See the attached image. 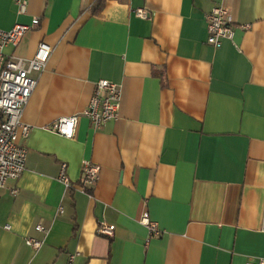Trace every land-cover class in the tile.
Returning a JSON list of instances; mask_svg holds the SVG:
<instances>
[{
	"label": "crops",
	"instance_id": "crops-1",
	"mask_svg": "<svg viewBox=\"0 0 264 264\" xmlns=\"http://www.w3.org/2000/svg\"><path fill=\"white\" fill-rule=\"evenodd\" d=\"M83 4L30 0L20 15L14 0H0V29L39 19L5 53L31 58L41 43L52 47L22 117L31 126L21 140L26 169L0 189V264L264 257V0ZM218 5L230 10L234 38L215 48L206 14ZM100 79L121 87L118 117L94 129L81 116L73 138L52 132L60 117L84 111ZM84 161L101 173L83 187ZM63 163L70 187L59 180ZM101 222L112 237L97 234Z\"/></svg>",
	"mask_w": 264,
	"mask_h": 264
},
{
	"label": "built area",
	"instance_id": "built-area-1",
	"mask_svg": "<svg viewBox=\"0 0 264 264\" xmlns=\"http://www.w3.org/2000/svg\"><path fill=\"white\" fill-rule=\"evenodd\" d=\"M88 1L83 0L84 11L89 9ZM29 2L30 0H14L20 15L27 13ZM136 14L142 18L149 16L144 9H137ZM206 20L208 45L220 48L223 40H233V21L228 8L223 5L213 7L206 14ZM38 23L39 19L34 18L31 24L17 22L9 30L0 29V189L5 188L9 180H18L26 169L27 148L21 140L29 137L31 126L25 123L22 117L38 84V78L34 74H40L45 70L52 47L47 43H41L31 58L15 57L5 53V50L8 47H16L23 35ZM120 104L121 87L107 79H100L94 84L93 94L84 111L81 114L60 117L51 124L50 130L63 137L73 138L81 116L87 117L94 129H99L118 117ZM65 170L66 164L63 163L59 180L66 187H70L71 182ZM100 173V165L84 161L81 171L82 186L94 185ZM11 193L15 195L17 189H12ZM59 210L61 212L62 208ZM141 222L151 229L153 236L161 235V231L150 220L148 213H144ZM35 228L37 231L46 232L41 224ZM262 228L264 229V214ZM96 232L102 237H112L114 226L101 222ZM42 242L34 238L26 239V243L34 249H38ZM245 264H264V257H250Z\"/></svg>",
	"mask_w": 264,
	"mask_h": 264
},
{
	"label": "trees",
	"instance_id": "trees-1",
	"mask_svg": "<svg viewBox=\"0 0 264 264\" xmlns=\"http://www.w3.org/2000/svg\"><path fill=\"white\" fill-rule=\"evenodd\" d=\"M101 2V1H100ZM101 4V3H100Z\"/></svg>",
	"mask_w": 264,
	"mask_h": 264
}]
</instances>
